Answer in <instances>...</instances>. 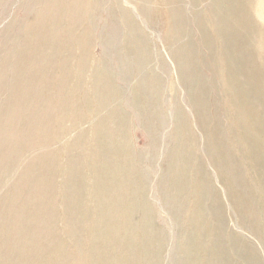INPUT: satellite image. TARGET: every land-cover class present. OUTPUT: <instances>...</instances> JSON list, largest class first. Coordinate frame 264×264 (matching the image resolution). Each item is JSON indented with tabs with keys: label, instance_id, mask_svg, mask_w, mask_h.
Wrapping results in <instances>:
<instances>
[{
	"label": "rangeland",
	"instance_id": "374dc122",
	"mask_svg": "<svg viewBox=\"0 0 264 264\" xmlns=\"http://www.w3.org/2000/svg\"><path fill=\"white\" fill-rule=\"evenodd\" d=\"M49 1L51 0H2L0 2V62H3L2 64L0 63V69L3 67L5 60L10 59V56V63L12 62V64H15V66L20 67V62L17 61V48H19L20 44L22 43L21 41L23 40V37H25L27 34L28 35L26 37H32L33 41L34 36H32V34L35 33H32L34 32L32 30V27H36L34 21L36 22L38 14L44 11L45 13H47L48 11L50 14L52 13L50 22L53 23L58 21L57 24L55 23L54 27L50 26V29H56L58 31V34L60 33L58 36H55L53 37V39H51L53 40V42L51 41L53 43L52 45L61 44L74 46L75 42L68 39V32L69 29H71L70 33L72 34L74 40L82 37L84 35V31L87 33L85 39V44L87 46L85 45L84 49L73 47L71 53L63 51L57 57H53L51 59L46 57L45 60L43 57H39V59L34 60V68H32L31 71L30 69H28L29 73L31 74V84H29L28 87H31V90L32 88H35L36 90L43 89V92L42 95L39 94V92H35L32 95L31 103L33 104L35 110L38 111L44 109L45 107L46 109L49 107L48 102L46 101V92H44L45 88H41L44 87V83H42V85L40 84V80L45 79V77H41L39 75L37 76V73H35L36 66H41L44 64L47 65L48 63V67H67L69 65L70 69V67H72L73 65H80V63L83 62L82 67L84 76L82 75V80L77 79L76 76L74 77V74L72 73L68 74V76L64 79V87L67 90L65 94V100L71 102L73 95H71L70 92H79V96L77 97L78 102L72 108V113L70 110L69 114H66L65 107L62 106L64 102H62V104H60L59 102L52 103L49 115L51 116V118H53V122L57 123L58 129L53 128L51 130L53 139L49 140L50 144H48L47 147L43 148L42 150H37L36 148H34V145H32L31 142L24 147V141L23 143L18 144L19 146H17L16 148L10 149L12 154L17 151L19 158L18 156L16 157L17 159L14 160L9 172H7L8 168H6V172L3 171L0 174V195H11L12 193H14L11 196V199L14 201L16 200V203L13 201L15 207H21L23 210H29L32 205L38 202V199H40L44 192V184L48 183V169H42L40 171L35 163V158H37L38 155H42V152L44 153L43 155L53 156L55 159L56 167L54 175H52V181L50 182L53 183L54 189L57 188V191L61 190L60 193L57 191L55 192V200L57 201V207L59 208V211L62 213L56 215L51 221V226L53 227L52 232L57 233L59 231H63L61 233V236L65 241V238L67 237V240H69V242H75L78 237L80 238L78 239L81 240L82 235V240L85 241H83L80 246L85 250H89L88 248H91L92 243L86 240H88L91 235L96 233V230L87 226L86 221L84 222V225H79L77 219H86V215L90 211L88 207L97 205L99 203V200L104 197L103 191H106L107 188L110 189V187H112L113 189L117 190L115 192L118 196L121 194L122 196L126 195L127 197H131V194H126V192L124 191L125 186L122 184L124 182L121 181L123 180V176L128 174L131 177L129 178V181L131 185L133 184V191L138 193L137 195L139 199V206H137V210H135V212L130 216L131 226L125 227L120 232V235L125 236L134 233V235H136L135 237H138V239H140V243L138 244V246H135V248L131 247L129 249H126L125 251H128L130 255H134L135 251V255H138L140 254V252L142 253L146 250L147 253L152 252L155 250L153 249L154 247L159 250L158 244L157 247L156 245H153V243H158V239L160 240L161 238H163L164 244L161 246L162 249L159 254V260L158 263H155L182 264V255L185 252H192L195 247H198V244L196 242L192 244L190 241V243L186 242L187 244L184 242L186 238H191L190 235L193 234L194 230L193 228L191 229L189 227L194 226V217H198V215L196 212L194 214L192 213L193 215L190 216V219L188 220L185 213L181 212V209L184 206L183 202L188 201L186 193L179 188V184L181 183L183 177L180 176V171L174 170L172 167L170 168V157H168L171 156L172 153H181L185 155L187 161L192 166L187 172H185L184 181H188V183H193L194 181L200 183L202 178L201 176L203 175L202 171L205 169L204 171L207 175L206 179L209 191L212 190L210 191L211 193L216 192L223 207L226 206L224 208V210H226V227L223 231L228 241L223 243V247L231 251L232 245L230 244L229 236H238L244 243H247L248 245H254L255 248L262 253V259L264 260V238L262 239V236L258 234H251L242 226L238 214L235 213V211L233 212V210H231V207H229V201L227 198H225V189L221 185L219 179L216 178L218 175L215 169L212 168L210 163H208L209 160H206V158H208L205 152L206 143L199 122L201 117V109L198 106H196L195 108L191 104V96H193L191 95V89L194 85V82L191 84L188 83L187 80L189 78L195 79L196 76L197 80V78L202 76H207V78H212L215 76L214 78H216L218 75L221 79H223V77L225 78L224 72L217 68V64L215 63V60L218 59V57L220 60V53L223 55L222 52H224L223 48H221L224 42V37L219 36L217 26L215 25L216 23H214L216 19V17L214 16L215 1L99 0V3L98 0H85V4L88 2L90 4L92 1L89 7L93 9H85V6H82L84 9V13L82 12V20L80 22V25H78L76 28H71L69 18L60 13L58 8L56 7L57 5H54V7H52L53 5L49 3ZM56 1L61 0H54L53 2L56 3ZM179 1L180 3H178ZM177 4H180L179 7L181 8H179ZM44 5L50 6L46 7ZM175 7L177 11L176 14ZM155 8H157L158 11ZM244 9L245 12L250 16L254 15V7L250 3L246 4ZM154 11L158 16L154 13ZM124 13L126 14L124 15ZM58 15H60V18ZM87 16H89V19ZM172 16L177 18L175 19ZM254 17L257 18L255 15ZM177 19L178 22L176 21ZM186 20L188 21V24ZM256 20L258 21V24H261V26H263L262 28L264 29L263 21L261 22L258 18ZM176 22L178 25L176 24ZM199 22H202V24H204L200 25ZM228 23L230 25H233L231 22ZM80 27H82L83 29H81ZM179 29L182 31H180ZM171 30L173 31V33ZM166 31H168V33H170L171 31L172 37L169 36ZM200 32H202L203 36L205 35V33L206 35L209 34L210 37L208 36V40L212 43L210 44V50L212 51L206 48L205 43L203 42L204 37L202 36V34H200ZM185 33L187 35H184ZM176 40L178 41L177 44L175 43L177 42ZM221 40L223 42H221ZM87 41H89L90 44ZM169 42H172V44ZM213 42L217 44H214ZM174 44L176 46H181H177L179 49L176 48V50ZM193 46L196 49L193 48ZM218 46H220V48ZM42 48L43 45L42 43H40L38 44L37 48H33V52L40 53ZM173 48L176 51L180 52L175 53V50L173 51ZM214 48L217 49L214 50ZM190 50L191 52L187 53V51L189 52ZM192 50H194L193 54ZM181 54L183 55V57ZM186 54L188 55V59H186ZM189 55L191 56L189 57ZM213 55L215 59H211L213 58ZM139 57L141 58V60ZM189 59L191 60L190 67ZM184 62L185 65L183 64ZM186 62L189 65L186 64ZM260 62L264 65V57L260 58ZM210 63L212 65H210ZM180 65L182 66V68ZM177 66L180 67L178 68ZM53 68L48 69L47 73H51ZM192 68L194 69V71L192 70ZM6 69L9 74L11 73L10 75L12 76L11 66ZM70 70H72L73 72V67ZM203 70L204 73L202 72ZM205 73L207 75H204ZM221 73H223L224 76H221ZM10 75H8L6 79L0 78V80H2L0 86V113H2V115H0V117L5 116L7 109L6 104L9 100L8 98L10 96L11 99V96L13 94L8 90V86L11 83ZM78 80L81 83L80 88H78ZM195 84L198 83H196L195 81ZM52 86H54V89H57V85ZM218 88H213L210 91L209 97L211 101L209 106L207 107V110L202 114V116H216L218 115V113L222 114V110L225 106V104L223 103H225V99L228 93V87L223 85L219 86ZM108 89L111 91L110 96ZM105 90H107V92H104ZM16 92L19 93V88L18 90L16 89ZM99 93H107V100L105 104H103L104 102H102L101 104V101L98 99L97 96L99 95ZM224 94H226V96ZM16 96H18V94H14L13 98ZM37 100H40L41 102H38L41 104L37 103ZM77 104L78 106H76ZM38 105L40 108L38 107ZM1 109H3V111ZM178 120L183 125L178 126ZM115 122L118 125H116ZM107 129L114 133V137L108 140L110 142L109 145H107L109 142L106 140V132H108L106 131ZM117 131L119 134L117 133ZM180 136H183L184 139ZM21 146H23V148ZM108 147H111L110 150ZM228 147H231V145L229 144ZM235 154L237 156L238 152H235ZM123 155L124 159L122 157ZM238 157L240 161L242 158L239 155ZM199 160H201V162L203 161L202 163H204V168L198 166ZM78 161H80L83 165H86V162H89L91 164L90 172L93 175H89L88 172L85 171L86 173L82 175L81 183H79V186H74L75 191L80 189V199L84 200L85 198L80 211L78 210V218L72 220V218L68 217L69 220L64 221L65 217L63 216V211L64 208L66 209L68 207V205L65 201H63V199L65 196L69 197L72 185L71 183H69V186L65 188L66 184L64 183V179L67 178L57 172L56 169L58 168L62 171L67 170L70 176H72L73 174L78 175V173L80 172ZM240 162L241 175L239 177V183H244L246 186H248L251 173L248 172L249 170L247 165L243 164V162L245 163V161H243L242 159ZM121 169L123 170L121 171ZM37 172L39 173L36 174ZM167 172L169 173V175L167 174ZM115 175L118 176V181H115L113 177ZM141 177L145 181L143 185V179ZM140 179L142 181H140ZM81 185H84L82 189L79 188ZM147 186L149 188H147ZM13 188H16L14 189V192H12ZM118 189H120V191ZM188 189L189 187L186 190ZM85 190L87 193L85 192ZM163 191L166 194H163ZM88 192H90L89 194H92V196L89 195ZM176 192H179V194L176 196V201L178 202V204L182 205L177 206L174 203L173 194L171 193ZM94 195H96L98 198ZM87 197H89V199H87ZM85 202L87 203V205ZM149 208L151 210H155L152 217V232L147 231L144 236L140 237V235H138L137 233H139V229H141V224L143 223L144 218L142 215H144L149 210ZM212 209H214V206H212ZM169 212L171 214H169ZM173 212H175L176 214ZM211 218L213 217L208 215L207 223L209 225L216 224V221L214 222V219ZM237 218L239 219L237 220ZM135 224H138V227ZM188 232H191L192 234H190L188 237H184L185 234L188 235ZM76 233H78L79 236ZM157 235L158 237H155ZM146 236H148L149 238ZM44 242L46 243L45 246L41 244L34 245L36 249L41 250L40 253H42L43 255L41 256L39 254L40 256H36V259L39 258L37 261L38 264H44L45 262H47L50 256L49 253H45V250L47 249V242ZM88 244H90V246ZM208 247L211 250L213 248L212 246ZM195 250L196 248L193 251ZM230 253L227 255V260L231 264H245V262L240 260V255L237 251L235 253L231 251ZM150 255H152L153 257ZM154 257L155 252L149 254L147 260L143 261V264H152V262L154 263V259L152 260V258ZM120 261L121 259L118 260L117 263L120 264ZM62 264L72 263L70 262V260H67L66 262H64L63 260ZM246 264L249 263L246 262Z\"/></svg>",
	"mask_w": 264,
	"mask_h": 264
},
{
	"label": "bare ground",
	"instance_id": "6f19581e",
	"mask_svg": "<svg viewBox=\"0 0 264 264\" xmlns=\"http://www.w3.org/2000/svg\"><path fill=\"white\" fill-rule=\"evenodd\" d=\"M1 1L2 0H0V2ZM53 1L51 0V1H49V3H51L53 5L52 7H54V5H57L56 7L60 11V13H62L64 16H67L69 18L71 28H74V27L76 28L78 25H80V22L82 20L81 14H82V12L84 13L83 7L85 6V9L86 8L91 9L89 6L92 3V1H91L90 4H89V2L85 4V0H61V1H56V3H54ZM214 1H215L214 2V7H215V11H214L215 15L214 16L216 17V19L214 17V19H215L214 23H216L215 25L217 26V31L219 33V36L224 37V42L221 40V42H223L222 47H221V48H223V51H224V52H222L223 55L220 53V60L218 57V59L215 60V63L217 64V68H219L222 72H224L225 78L224 77H223V79L219 78L218 74H217L218 76L216 78H214L215 76L212 78H207V76L206 77L202 76V77L197 78V80H196V76H195V79L189 78L187 80L188 83L191 84L194 82V85L191 89V95H193V96H191V104L195 108H196V106H198L201 109L200 110L201 117H200L199 122H200V126L202 128L203 136H204L205 143H206V147H205L206 151L205 152H206V155L208 157V158H206V160H209V162L208 161L207 162L210 163L212 168L215 169V171L218 175L216 178L219 179L221 185L225 189L226 195H225V192H224V195L226 196L225 198H227L229 201V207H231V210H233V212L235 211V213L238 214L242 226L248 232H250L251 234H254V235L258 234V235L262 236V239H263L264 238V65L261 64L260 58L264 57V29L262 28L263 26H261V24H258V21L256 19L258 18L261 22L263 21V23H264V0H214ZM98 2H99V0H98ZM246 2L253 5V7H254L253 13L257 18H255L254 15L250 16L248 13L245 12L244 7L246 6V4H248ZM178 3H180V1ZM50 5H47V6H50ZM179 5H178V7H179ZM44 6H46V5H44ZM170 6H172V5H170ZM157 8H155V9L157 10ZM179 8H181V7H179ZM46 9H48V8H46ZM55 10H56V8H55ZM51 12H52V10H51ZM167 12H169V11H167ZM154 13L156 14L155 11H154ZM176 13H177V11H176V7H175V14ZM51 14L48 11H47V13H45V11H44V12L38 14V18H37L36 22L34 21V23L36 24V27L35 28L32 27L33 28L32 30L34 31L32 33H35V34H32V36H34L33 41H32V37L31 38H30V36L26 37L28 34L25 37L22 36L23 37V40L21 41L22 43L20 44L19 48H17L18 51H16V52H18V54H17L18 60L17 61L20 62V67L15 66V64H12V62L10 63L11 56L9 55L10 59L5 60L3 67L0 69V74H1L0 78L6 79L8 77V75L11 74V73L10 74L8 73L6 68L11 66L12 76L10 75V82L11 83L9 82L10 84L8 86V90L13 93L11 96V99H10V96L8 98L9 100L7 101V104H6L7 109H6L5 116L0 117L1 118V121H0V150H1L0 151V174L3 171H5L6 168H8L7 172H9L10 168L12 167L14 160L17 159L16 157L18 156V152L14 151L15 153L12 154L10 149L16 148L17 146H19L18 144H21L25 141V143H24V147H25L26 145H28V143L31 142V144L34 145V148H36L37 150H39V149L42 150L43 148L47 147L48 144H50L49 140L53 139V134H51V130L53 128L58 129L57 123L53 122V118H51V116L49 115L50 114V108L52 107L53 102H59L60 104H62V102H64L62 104V106L65 107L66 114H69L70 110L72 113V108L78 102L77 97L79 96V92H70V94L73 95L71 102L65 100V98H66L65 94H66L67 90L64 87V83H65L64 79L68 76V74L72 73V74H74L73 75L74 77L76 76L77 79L82 80V77L84 76L83 67H82L83 62H81L80 65H73L72 66L73 72H72V70H70V69H72V67H70V69H69V65L67 67L58 66V67L53 68V66L48 67L49 65L45 61L47 63V65L44 64L41 66H36L35 67V69H36L35 73H37V76L39 75L41 77H45V79L42 78L43 80H40V84L42 85V83H44L43 84L44 87H41V88H45L44 92H46V101L48 102L49 107L47 109L45 107L44 109L38 111V110H35L33 104L31 103L32 95L35 92H39V94H41V95L43 92V89L38 88L39 90H36L35 88L34 89L32 88V90H31V87L30 88L28 87L29 84H31L30 83L31 74L29 73L28 69H30V71H31L32 68H34V66H35L34 60L39 59V57H43L45 60H46V57L51 59L53 57H57L63 51L64 52L67 51V52L71 53L73 47H79V48L84 49L85 45H86L85 39H86L87 33L84 31V35L82 37L74 40L72 34L70 33L71 29H69V28H68L69 29L68 39L73 40L75 42L74 46L73 45H61V44L52 45L53 40H51V39H53V37H55V36H58L60 33L58 34V31L56 29H52V28L50 29V26L54 27L55 23L57 24V22H58V21L53 22V23L50 22ZM125 14L126 13H124V15ZM58 16L60 18V15H58ZM208 16H209V14H208ZM87 17L89 19V16H87ZM172 17H174V16H172ZM56 18H57V16H56ZM212 19H213V16H212ZM184 20H185V18H184ZM62 21H63V19H62ZM176 21L178 22V19ZM125 22H127V21H125ZM129 22H130V19H129ZM167 22H168V19H167ZM177 22H176V24H177ZM228 22H231L233 25H230ZM184 23H186V22H184ZM187 24H188V21H187ZM201 24H202V22L200 23V25ZM196 25H197V23H196ZM205 25H207V24H205ZM216 26H214V27H216ZM80 28L83 29L82 27H80ZM200 30H201V27H200ZM168 31H166V32L168 33ZM171 31H170V33H168L169 36H171ZM180 31H182V30H180ZM183 31H184V29H183ZM187 31H189V30H187ZM187 31H185V32H187ZM174 32H175V30H174ZM172 33H173V31H172ZM29 34H30V31H29ZM174 34H176V33H174ZM200 34H202V32H200ZM74 35H76V34H74ZM184 35H187V34L185 33ZM202 36H203V34H202ZM208 36H209V34L206 35V33H205V35L203 36L204 37L203 42L205 43L206 48L210 50V46H211L210 44H212V43L208 40L209 39ZM65 37H64V39H65ZM168 37H167V39H168ZM169 40H171V39H169ZM180 40H181V38H180ZM211 41H212V39H211ZM87 42H89V41H87ZM218 42H220V41H218ZM40 43H42V45H43V48L40 51V53L33 52V48L34 49H35V47L37 48L38 44H40ZM70 43H71V41H70ZM169 43L172 44V42H169ZM175 43L177 44L178 41ZM179 43H180V41H179ZM65 44H67V43H65ZM89 44H90V42H89ZM166 44H168V43H166ZM214 44H217V43H214ZM218 45H219V43H218ZM177 46L175 45V49L181 45H179L178 47ZM218 47L220 48V46H218ZM193 48H195V47L193 46ZM170 49H171V47H170ZM175 49L173 48V51ZM216 49L214 48V50H216ZM176 50H175V53L180 52V51H176ZM210 51H212V50H210ZM190 52H191V50L189 52L187 51V53H190ZM193 52H194V50H192V54H193ZM9 54H11V53H9ZM186 56H187L186 59H188L187 54H186ZM190 56L191 55H189V57ZM218 56H219V54H218ZM182 57H183V55H182ZM180 58H181V56H180ZM211 59H215L214 55H213V58H211ZM140 60H141V58H140ZM212 63H214V62H212ZM183 64L185 65V62ZM186 64H188V63L186 62ZM189 64L188 65L190 67L191 66V60L189 61ZM210 65H212V64L210 63ZM180 66H177V67L179 68ZM50 68H53L51 73H47L48 72L47 70ZM181 68H182V66H181ZM192 70L194 71L193 68H192ZM202 72L204 73V70ZM221 74H222L221 76H224L223 73H221ZM32 75H33V73H32ZM204 75H207V74L205 73ZM79 80L77 81V83L79 85V87L77 86L78 88H80V85H81ZM1 81L2 80H0V86H1ZM195 81L198 84H195ZM17 85L19 88V93L16 92V89L18 90ZM52 85H57V89H54L53 88L54 86H52ZM223 85L228 87L227 88L228 93H227V96H226V94H224L226 96V99H225V103H223V104H225V106L222 110V114L218 113L219 116L218 115H216V116L203 115L202 116V114L207 110V107L209 106L210 101H211L210 97H209L210 91L213 88H216V87L218 88L219 86H223ZM108 91H109V96H110L111 91L109 89H108ZM104 92H107V90H105ZM91 93H92V91H91ZM14 94H18V96L13 98ZM106 95H107V93H99V95L97 96L98 99L101 101V104H102V102H104L103 104H105V102L107 100ZM110 100H111V98H110ZM38 101H40V100H37L36 102L39 103ZM39 104H41V103H39ZM76 106H78V104ZM38 107H39V105H38ZM3 109H4V107H3ZM3 109H1V110L3 111ZM7 110H8V112H7ZM143 110H145V109H143ZM0 115H2V113H0ZM196 117H198V116H196ZM111 119H112V115H111ZM116 125H118V124L116 123ZM181 125H183V124L181 122H179V120H178V126H181ZM108 129L106 130V131H108V132H106V134H107L106 140L107 141L114 137V133H112ZM119 131H121V130H119ZM117 133H118V131H117ZM177 136H179V135H177ZM180 137L182 138L183 136H180ZM183 139H184V137H183ZM180 143H181V141H180ZM109 144H110V142L107 145H109ZM229 144L231 145V147H228ZM21 147L23 148V146H21ZM110 148H109V150H110ZM21 151H22V149H21ZM235 152H238L237 156H236ZM43 154L44 153L42 152V155H38V157L35 158V163L37 165V168L40 171L42 169H44V170L48 169V176H47L48 183L44 184L45 185V187H43L44 192H43L42 196L40 197V199H38V202L36 204L32 205L29 208V210H25V209L23 210L21 207L16 208L15 205L13 204L14 200L11 199V196L14 193H12L11 195L10 194L0 195V264H38L37 261L39 258L36 259V256L39 254L41 256H43V255H42V253H40L41 250L36 249V247L34 245L41 244V245L45 246L46 243L44 241L47 242V246H46L47 249L45 250V253L46 254L49 253V255H50L47 262H45L44 264H62L63 260H64V262H66L67 260L68 261L70 260V262L72 264H118L117 262L120 259H121V261L119 262L120 264H143V261L147 260L148 255L153 253V252H155V257L152 258V260L154 259L153 260L154 263L155 262L158 263L159 254H160L161 249H162L161 246L164 244L163 238H161V237H160L161 238L160 240L158 239V243H153V245H156V246L158 244L159 250H157L154 247L153 248V249H155L154 251L151 250L152 252L148 251L149 253H147L146 252L147 250L143 247L146 251L142 252V253L140 252V254H138V255H135V251H134V255H130V253L128 251H125L126 249H129L131 247L135 248V246H138V244L140 243L139 242L140 239H138V237H135L136 235H134V233L128 234L125 236L120 235V232L125 227L131 226L130 216H131V214H133L135 212V210H137V206H139V204H138L139 199H138V195H137L138 193L133 191V187H132L133 184L131 185V183L129 181V178H131V177L128 174L124 175L123 180H121V181L124 182V183H122L125 186L124 191L126 192V194H131L130 195L131 197H127L126 195L122 196L121 194L118 196L115 192L117 190L113 189L112 187H110V189L107 188L106 191L103 189L104 190L103 191L104 197L99 200V203L97 205L92 206V207H90V206L88 207L90 211H89V213H87L86 219H83V218L77 219V222L79 223V225H84V222L86 221L87 226L96 230V233H94L91 236L89 235L90 238L88 240H86V241H89L92 243L91 248H88L89 250H85L80 246L81 243L83 241H85V240H82V235H81V240H79L80 238L78 237L79 239L77 238L76 241L74 240L75 242H69V240H67L68 239L67 237L65 238L66 239V241H65L64 238L61 236V233L63 231L53 233L52 232L53 227L51 226V221L53 220V218L56 215H58L59 213H62L59 211V208L57 207V205H58L57 201L55 200V192L57 191V188L54 189L53 183L50 182V181H52V178H53L52 175H54L56 163H55V159L53 156L43 155ZM131 154H132V151H131ZM238 155L243 159V161H245V163L243 162V164L247 165L248 170H249L248 172L251 173L250 174V180L248 182L249 183L248 186H246L244 183H239V177L241 175L240 174L241 173V168H240L241 162L240 161L242 159L239 161ZM107 157H109V156H107ZM122 157L124 159V155ZM168 157H170V162H169L170 168L172 167L174 170L180 171L179 172L180 176L183 177L181 183L179 182L180 183L179 188L182 189L186 193V197H187L188 201L183 202L184 206L181 209V212L185 213L188 220L190 219V216H192L195 212L198 215V217H196V216L194 217V226L189 227L191 229L193 228V230H194L193 234L191 232H188L187 233L188 235L185 234V236H184V237H188L190 234H192V235H190L191 238L190 237L186 238L184 240V242L186 243V242L190 241L191 244L196 242L198 244V247H195L196 248L195 251H193L195 249L194 248L192 250V252H187V253L185 252L182 255L183 256L182 264H231L227 260V255L231 251L234 253L237 251L240 255V260L245 262V264H246V262L249 264H264V260L262 259L263 258L262 253L259 250H257L254 245H252V244L248 245L247 243H244L243 241H241L238 236H234V235L229 236L230 244L232 245L231 251H229L223 247V243L228 241V239L225 236V233L223 231L224 228L226 227V217H225L226 216L225 215L226 210H224V208L226 206L223 207V205L221 204L219 197L216 194V192L211 193L210 191H212V190L209 191V188L207 185V179H206L207 175L205 174V171H204L205 169L204 170L201 169V168H204V163H202L203 161L202 162H201V160L198 161L199 162L198 166L201 167L199 169L203 170L202 171L203 175L201 176L202 177L201 182L199 183V182L194 181L193 183L192 182L188 183V181H184V174L192 166L187 161L185 155L181 154V153H172L171 156H168ZM18 158H19V156H18ZM133 159H134V157H133ZM78 162H79L78 165L80 166V172L78 173V175L73 174L72 176H70L68 174L67 170L62 171V170H59L58 168L56 169L57 172H59L61 175L65 176L67 178V179L63 178L64 183L66 184L65 188H67L69 186V183H71V185H72V189L70 191L71 193L69 194V197L65 196L63 199V201H65L68 205V207L66 209L64 208V211H63V216L65 217L64 221L65 220L68 221L69 218H72V220L75 218H78L77 217L78 216L77 215L78 210L80 211V208L82 207L83 202L85 201V198H84V200L80 199L81 198L79 196V195H81L80 189L75 191L74 186H79V183H81L82 175L84 173L88 172L89 175H93L90 172L91 164L89 162H88L89 164L86 162V165L81 164L80 161H78ZM200 162H201V164H200ZM211 166H210V168H211ZM129 167H131V166H129ZM168 167H167V169H168ZM34 168H35V166H34ZM130 169H134V168H130ZM122 170L123 169H121V171ZM129 170H128V172H129ZM209 171H208V173H209ZM246 172H247V170H246ZM38 173L39 172H37L36 174H38ZM167 174L169 175L168 172H167ZM20 177H22V176H20ZM36 177H38V176H36ZM113 177H114L115 181H118L117 175H115ZM209 178H211V177H209ZM23 179H24V177H23ZM90 180H91V178H90ZM140 181H142V180L140 179ZM1 182H2V180H1ZM34 182H36V181H34ZM144 182L145 181L143 179L142 185ZM36 183H38V182H36ZM120 186H121V184H120ZM39 187H42V186H39ZM83 187H84V185H81L79 188L82 189ZM188 187H189V189L186 190ZM115 188H116V186H115ZM147 188H149V187L147 186ZM161 188H162V186H161ZM161 188H159V189H161ZM14 189H16V188H13L12 192H14ZM46 189H47V191H46ZM118 190L120 191V189H118ZM74 191H75V193H74ZM57 192L60 193L61 190H58ZM85 192H86V190H85ZM89 193L90 192H88V194ZM180 193H182V192H180ZM163 194H166V193L164 192ZM171 194H173L174 203L177 206L182 205V204H178V202L176 201V196L179 194V192L178 193L177 192L171 193ZM182 194H184V193H182ZM89 195L92 196V194H89ZM96 195H94V196H96ZM84 197H86V196H84ZM37 198H38V196H37ZM87 199H89V197H87ZM118 199H120V200H118ZM168 201H169V199H168ZM207 201H209V202H207ZM225 204H226V201H225ZM86 205H87V203H86ZM212 206H214V209H212ZM148 211L144 215H142L144 218L143 223L141 224V229H139V233H137L138 235H140V237L144 236L147 231L152 232V228H153L152 227V217L154 215L155 210L154 209L151 210L149 208ZM173 213H175V212H173ZM183 213H181V214H183ZM169 214H171V213L169 212ZM208 215L213 217L211 219H214V222L216 221V224L209 225L207 223L208 222ZM239 218H237V220ZM135 225H137V227H138V224H135ZM78 233H79V230H78ZM78 233H76V234H78ZM78 236H79V234H78ZM162 236H163V234H162ZM54 237H55V240H54ZM146 237H148V236H146ZM155 237H158V235ZM50 238H53V239H50ZM263 242H264V239H263ZM151 243H152V241H151ZM210 244H212V245H210ZM88 245L90 246V244H88ZM150 245H148V246H150ZM208 246H212L213 247L212 250ZM150 256H152V255H150ZM41 260H42V258H41ZM154 263L152 262V264H154Z\"/></svg>",
	"mask_w": 264,
	"mask_h": 264
}]
</instances>
